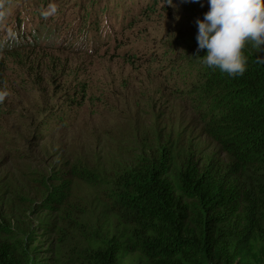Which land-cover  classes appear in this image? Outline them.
Segmentation results:
<instances>
[{"label": "rangeland", "instance_id": "rangeland-1", "mask_svg": "<svg viewBox=\"0 0 264 264\" xmlns=\"http://www.w3.org/2000/svg\"><path fill=\"white\" fill-rule=\"evenodd\" d=\"M74 1H54L50 27L59 18L56 9L73 19L78 9L90 8V0ZM99 1L98 13L105 5L124 2L131 9L111 24L99 15L95 47L89 42L80 48L78 37L51 32L31 45L13 41L7 47L0 32V243L7 242L16 259L29 264H96L98 250L125 233L103 202L102 189L109 193L105 184L142 159L155 160L163 148L172 152L174 180L190 157L198 164L232 163L205 131L199 116L203 108L186 90L191 81L184 84L161 67L179 53L184 60L178 67H187L188 51L198 49L196 20L209 10L207 0H178L166 14L142 11L152 0ZM22 2L5 6L3 21ZM246 48L264 58V46L248 43ZM78 85L86 97L69 125L41 129V110L58 105V95ZM52 191L61 193L60 201L48 200ZM125 244L118 264H149L143 253ZM208 260L264 264V241L245 243L233 259L215 251Z\"/></svg>", "mask_w": 264, "mask_h": 264}, {"label": "trees", "instance_id": "trees-1", "mask_svg": "<svg viewBox=\"0 0 264 264\" xmlns=\"http://www.w3.org/2000/svg\"><path fill=\"white\" fill-rule=\"evenodd\" d=\"M54 1L23 0L3 21L5 6L13 0L4 6L0 0V32L4 30L6 35L4 43L9 41L6 46L13 41L19 46L31 45L42 34L49 37L51 32L62 38L78 37L80 48H87L89 42L95 47L100 42L99 15L103 13L111 24L131 9L125 2H117L120 7L105 5L98 13L100 1L90 0L91 10L85 5L72 13L73 19L56 9L59 18L50 27ZM139 1L126 0L132 4ZM177 2L152 0L142 11L152 14L162 10L166 14ZM9 17L12 20L7 22ZM170 53L173 51H167ZM205 54L206 49L188 51L185 69L178 67L177 62L184 60L178 55L163 61L161 67L171 69L184 84L191 81L186 90L198 109L203 108L199 115L203 127L232 163L226 167L215 161L198 164L190 157L174 180L170 173L172 152L163 148L155 160L142 159L125 169L105 184L109 193L102 189L103 202L122 223L125 233L123 237L114 236L105 250H98L96 264H118L125 243L132 245V251L143 253L149 264H207L215 251L230 260L245 243L264 241V58L245 47L247 69L243 75L233 77L205 65L198 58ZM135 58L140 59L137 55ZM143 63H149L148 59ZM167 63L169 66H165ZM85 97L83 85L66 88L58 95V105L39 113L40 128L69 125L74 109L83 104ZM58 196L61 193L52 191L48 200L55 203L60 201ZM0 264L29 263L16 259L10 245L1 242Z\"/></svg>", "mask_w": 264, "mask_h": 264}, {"label": "clouds", "instance_id": "clouds-1", "mask_svg": "<svg viewBox=\"0 0 264 264\" xmlns=\"http://www.w3.org/2000/svg\"><path fill=\"white\" fill-rule=\"evenodd\" d=\"M207 3L209 10L203 19L196 20L197 51L206 49V54L198 58L229 76L243 75L247 69L246 45L264 46V0H207Z\"/></svg>", "mask_w": 264, "mask_h": 264}]
</instances>
